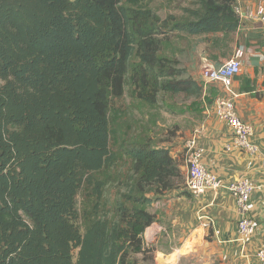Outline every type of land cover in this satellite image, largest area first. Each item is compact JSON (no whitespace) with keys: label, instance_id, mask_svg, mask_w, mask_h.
Instances as JSON below:
<instances>
[{"label":"trees","instance_id":"trees-1","mask_svg":"<svg viewBox=\"0 0 264 264\" xmlns=\"http://www.w3.org/2000/svg\"><path fill=\"white\" fill-rule=\"evenodd\" d=\"M235 6L0 0V264H153L148 206L185 159L135 113L154 109L155 127L181 96L179 114L199 117L202 85L176 55L235 32Z\"/></svg>","mask_w":264,"mask_h":264},{"label":"crops","instance_id":"crops-1","mask_svg":"<svg viewBox=\"0 0 264 264\" xmlns=\"http://www.w3.org/2000/svg\"><path fill=\"white\" fill-rule=\"evenodd\" d=\"M259 4L264 6V0H236L240 27L235 32L188 37L181 46L184 67L202 85L200 115L190 120L193 130H198L202 165L225 182L241 177L250 180L253 190L248 215L255 225L252 239L246 243L239 240L240 212L230 193L208 190L199 197L190 194L185 186L187 168L182 161V184L163 192L148 206L155 220L146 227L143 238L146 245L154 248L153 264H255L256 252L264 248V19L248 15ZM237 46H244L246 54L231 91L236 96L239 117L253 127L251 141L258 148L255 154L228 149L230 128L214 112L220 85L205 82L201 75L205 67H217L231 57ZM183 142L167 145L173 157H179ZM201 214L210 218L206 227L199 219Z\"/></svg>","mask_w":264,"mask_h":264},{"label":"built area","instance_id":"built-area-1","mask_svg":"<svg viewBox=\"0 0 264 264\" xmlns=\"http://www.w3.org/2000/svg\"><path fill=\"white\" fill-rule=\"evenodd\" d=\"M235 11L240 16V9L237 6H235ZM248 15H256L264 19V6L259 4L256 11L254 13L250 12ZM239 27L240 24L237 29ZM245 54L246 48L237 46L231 57L217 67H205L201 75L205 82H216L220 85L221 91L214 98V112L230 128L232 140L228 149H242L255 154L258 148L251 141L253 127L239 117L236 111V96L231 91L234 77L241 71ZM197 141L198 130L196 129L184 141L185 165L187 168L185 186L187 190L195 197L201 196L208 190L213 192L223 190L230 193L234 197L240 212V218L237 223L239 240L243 243L250 241L255 231L254 222L248 215V200L253 190V185L247 177L225 182L214 173L206 170L201 162L203 149L198 145ZM199 219L204 227L210 222V218L206 215L201 214ZM255 256V264H264V248L259 249Z\"/></svg>","mask_w":264,"mask_h":264},{"label":"rangeland","instance_id":"rangeland-1","mask_svg":"<svg viewBox=\"0 0 264 264\" xmlns=\"http://www.w3.org/2000/svg\"><path fill=\"white\" fill-rule=\"evenodd\" d=\"M155 1L159 3V2H162L163 0H155ZM172 5H174V4H172ZM179 5H184V3L179 2ZM171 12H173L175 14H180V10L177 9V7H173ZM160 13L162 15H164L165 9L161 10ZM183 43H184V41H183ZM173 44H175V43H173ZM176 44L178 46H181L180 41H178V43H176ZM174 47H176V46L174 45ZM167 52H171V50L170 51L167 50ZM173 52H175V51H173ZM176 56L181 61V63H182V61H184V55H181L180 53H178ZM182 65L184 66L183 63H182ZM0 83H1V80H0ZM165 101H167L168 104L166 106L163 104H160L159 111L156 112V113H160V117H159V124H156L155 127L153 125H150V122H149L152 114L154 113L153 112L154 109L150 110L146 106H140L139 109L136 111L135 116L137 118H140V117L143 118V121L144 120L145 121H144V123H142V125H144L146 127V130L153 128V134H155L158 138L167 139V138L171 137V139H168V142L165 143L166 145H169V144L174 145V144H177L178 142L185 141V137L188 136L192 132L194 126L192 125V123H190V120L192 119L191 117H196V114L195 115L191 114L190 113L191 111H189V115L187 113L179 114L181 104H182L181 102L183 101L181 96L174 98V99L167 97V98H165ZM143 114H145V116H143ZM175 125H176V127H174ZM171 130L174 131L173 132L174 134L170 135L169 132ZM183 144H184V142H183ZM178 159H185L184 147H183L182 152L179 155Z\"/></svg>","mask_w":264,"mask_h":264}]
</instances>
